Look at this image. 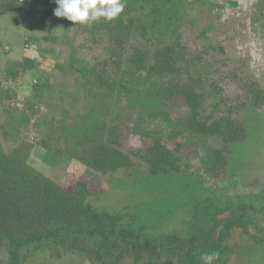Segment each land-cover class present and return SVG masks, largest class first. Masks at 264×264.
I'll return each instance as SVG.
<instances>
[{
	"label": "trees",
	"instance_id": "16d2710c",
	"mask_svg": "<svg viewBox=\"0 0 264 264\" xmlns=\"http://www.w3.org/2000/svg\"><path fill=\"white\" fill-rule=\"evenodd\" d=\"M220 1L121 0L124 10L113 20L75 24L54 15L53 0H0V16L35 3L38 25L62 31L28 40L40 45L38 56L26 48L2 78L9 91L0 97L7 112L0 121V248H8L12 263L21 248L54 239L59 255L82 251L89 264H204L201 256L213 252V264H226L233 229L250 233L245 218L214 219L187 237L145 236V226L125 228L119 216L93 206L88 182L68 191L30 161L39 146L103 174H194L198 164L225 179L228 147L247 135L238 114L261 105L263 89L255 92L258 82L250 80L247 95H227L219 75L227 60L223 40H189L199 26L194 11L214 10ZM217 27L206 25L196 38L209 39ZM49 42L63 44L66 57ZM27 71L35 79L30 97L17 88ZM19 115L31 117L27 126ZM74 220L77 234L67 233ZM93 231L101 236L94 245Z\"/></svg>",
	"mask_w": 264,
	"mask_h": 264
},
{
	"label": "rangeland",
	"instance_id": "374dc122",
	"mask_svg": "<svg viewBox=\"0 0 264 264\" xmlns=\"http://www.w3.org/2000/svg\"><path fill=\"white\" fill-rule=\"evenodd\" d=\"M40 9L33 3L0 16V97L9 91V84L2 80L5 70L24 59L26 48L33 49L32 56H38V42L28 44L27 41L62 33L58 28L43 29L38 25ZM194 12L199 26L190 28L189 40L195 38L201 44L221 38L226 45V66H221L223 74L219 75L223 76L221 82L227 95H247L250 80L258 82L255 92L263 89L261 105H250L238 114L247 135L229 145L225 179L203 171L198 164L194 174L185 170L150 176L140 168L128 175L103 174L68 155L60 157L39 146L30 161L68 191H74L80 180L88 182L92 191L89 201L93 206L119 216L125 228L145 226L142 229L145 236L187 237L214 219L245 218L250 233L240 227L233 229L230 250L224 252L226 264H264V25L263 15L259 14L260 1L221 0L214 10L198 7ZM212 23L218 27L210 32V38L197 39V34ZM48 45L57 48L61 59L66 57L63 44L49 42ZM34 80L28 76L24 97L32 95ZM6 116L0 102V121ZM19 116L27 126L31 117ZM39 123L45 130L46 120L40 119ZM214 144L223 142L215 139ZM73 224L67 233L77 234L78 221L74 220ZM88 234L92 245L101 238L95 231ZM53 240L45 239L21 248L15 263L4 246L0 248V264H89L87 253L82 251L59 255L52 247ZM125 264H132L131 260Z\"/></svg>",
	"mask_w": 264,
	"mask_h": 264
},
{
	"label": "clouds",
	"instance_id": "9594fccd",
	"mask_svg": "<svg viewBox=\"0 0 264 264\" xmlns=\"http://www.w3.org/2000/svg\"><path fill=\"white\" fill-rule=\"evenodd\" d=\"M57 5L54 15L64 17L69 21L80 24L91 23L103 18L111 21L124 10L121 0H53ZM219 253L203 254L204 264H213Z\"/></svg>",
	"mask_w": 264,
	"mask_h": 264
},
{
	"label": "crops",
	"instance_id": "0c3cea01",
	"mask_svg": "<svg viewBox=\"0 0 264 264\" xmlns=\"http://www.w3.org/2000/svg\"><path fill=\"white\" fill-rule=\"evenodd\" d=\"M27 5L30 6V4H27ZM11 68H12V67L10 66L9 68H7V69L5 70V72H9V70H10ZM28 76H34V73H33L32 71H27V72L24 74V78H23V80H22V84H21L19 87H17V88L19 89V91H21L20 93H21L22 96L24 95V88H25L24 86H25V82H27ZM26 89H27V86H26Z\"/></svg>",
	"mask_w": 264,
	"mask_h": 264
},
{
	"label": "built area",
	"instance_id": "2783aa9c",
	"mask_svg": "<svg viewBox=\"0 0 264 264\" xmlns=\"http://www.w3.org/2000/svg\"><path fill=\"white\" fill-rule=\"evenodd\" d=\"M30 140L33 141V137H31Z\"/></svg>",
	"mask_w": 264,
	"mask_h": 264
}]
</instances>
